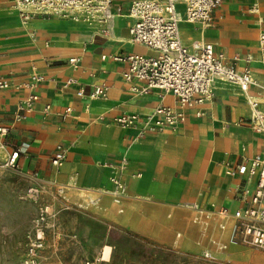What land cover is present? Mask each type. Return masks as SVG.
I'll use <instances>...</instances> for the list:
<instances>
[{
  "label": "crops",
  "instance_id": "obj_1",
  "mask_svg": "<svg viewBox=\"0 0 264 264\" xmlns=\"http://www.w3.org/2000/svg\"><path fill=\"white\" fill-rule=\"evenodd\" d=\"M135 1L112 0L103 25L42 15L24 24L14 0H0V160L20 152L58 248L86 246L91 264H264V249L245 231L254 221L235 216L259 208L258 173L237 169L264 158V118L257 130L252 106L264 116V0H222L210 26L179 23L185 47L212 44L254 80L243 90L217 77L212 96L188 107L159 89L133 90L143 84L128 81V62L115 59L155 55L132 40ZM100 86L105 94L91 97ZM161 105L185 119L159 126ZM59 147L66 156L55 166Z\"/></svg>",
  "mask_w": 264,
  "mask_h": 264
},
{
  "label": "built area",
  "instance_id": "obj_2",
  "mask_svg": "<svg viewBox=\"0 0 264 264\" xmlns=\"http://www.w3.org/2000/svg\"><path fill=\"white\" fill-rule=\"evenodd\" d=\"M22 8L20 17L24 21L29 18L42 16L65 17L76 12L84 11L92 20L101 24H107L112 18V0H15ZM186 4L184 11H179L177 2ZM222 0H138L131 8V16L135 19L130 28L132 40L143 44L153 50L155 55L145 56L141 54H128L117 56L116 60L127 61L128 69L125 77L128 81L137 80L142 83L138 89L140 93H148L152 89H159L173 94L181 106L188 107L194 103H202L212 96L213 82L215 78H222L240 84L243 90H247L254 83L249 71H238L234 66L225 62L224 57L215 52L212 44L197 43L193 49L185 47L179 33V23L187 20L191 23H200L203 26L212 24V12L220 6ZM261 48L264 53V28L260 33ZM76 58L70 62H76ZM7 86L6 80H0V89ZM104 87H97L91 97H99L105 94ZM81 95V92H79ZM37 99L36 96L31 98ZM254 108V127L259 130L264 118L258 110L256 102H252ZM69 111V110H68ZM159 116L157 124L175 125L185 119L180 113L170 106L161 105L156 109ZM134 116H121L120 123L132 122ZM5 129L0 125V134ZM19 151L12 152L7 160V166L18 167ZM66 156V150L59 147L52 158L55 166H60ZM239 173H258V190L253 201L259 205L258 209L248 208L237 211L236 217H248L254 221L246 226L245 231L251 237L252 242L264 249V158L257 156L251 166L239 165ZM37 194V190H29ZM49 208L42 206L39 210L37 238L32 246V255L40 248L44 239V224L46 223ZM255 221L260 224L255 223ZM31 262V260H29ZM28 262V263H29Z\"/></svg>",
  "mask_w": 264,
  "mask_h": 264
},
{
  "label": "rangeland",
  "instance_id": "obj_3",
  "mask_svg": "<svg viewBox=\"0 0 264 264\" xmlns=\"http://www.w3.org/2000/svg\"><path fill=\"white\" fill-rule=\"evenodd\" d=\"M71 15L69 17L72 18ZM6 163L7 156L0 160V264H91L90 256L83 252L86 246L80 245L77 250L68 246L58 248L51 220L44 224L42 246L32 255L39 210L45 206L40 199L41 190L30 173ZM32 188L37 190V194L29 192ZM124 244L127 251L137 253L134 239L128 238Z\"/></svg>",
  "mask_w": 264,
  "mask_h": 264
},
{
  "label": "bare ground",
  "instance_id": "obj_4",
  "mask_svg": "<svg viewBox=\"0 0 264 264\" xmlns=\"http://www.w3.org/2000/svg\"><path fill=\"white\" fill-rule=\"evenodd\" d=\"M15 2V6L18 8V10H20L22 8V5H20L18 2ZM72 18H74L76 21H81L80 19L83 18L85 20H90V17L86 14V12L84 11H80V12H76L73 15H71ZM21 18V17H20ZM32 18H29L28 21H24L23 19H21L23 21L24 24H27L29 22V20H31ZM107 252V251H106ZM107 255V254H106Z\"/></svg>",
  "mask_w": 264,
  "mask_h": 264
}]
</instances>
